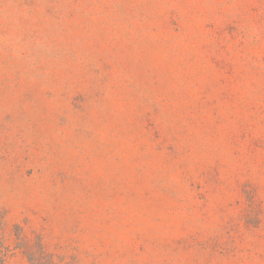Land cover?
Here are the masks:
<instances>
[{"label":"rangeland","instance_id":"1","mask_svg":"<svg viewBox=\"0 0 264 264\" xmlns=\"http://www.w3.org/2000/svg\"><path fill=\"white\" fill-rule=\"evenodd\" d=\"M0 264H264V0H0Z\"/></svg>","mask_w":264,"mask_h":264}]
</instances>
